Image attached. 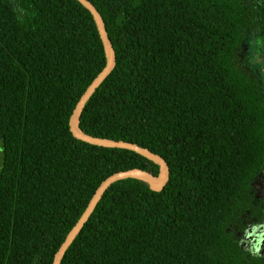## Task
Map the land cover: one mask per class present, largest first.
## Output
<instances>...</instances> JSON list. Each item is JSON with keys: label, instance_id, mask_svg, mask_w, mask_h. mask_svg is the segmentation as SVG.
Here are the masks:
<instances>
[{"label": "trees", "instance_id": "obj_1", "mask_svg": "<svg viewBox=\"0 0 264 264\" xmlns=\"http://www.w3.org/2000/svg\"><path fill=\"white\" fill-rule=\"evenodd\" d=\"M116 65L87 101L88 134L135 142L169 165L163 189L104 192L60 264H264L236 233L259 208L264 75L243 55L264 0H90ZM107 61L80 0H0V264H53L109 175L161 166L81 140L72 112Z\"/></svg>", "mask_w": 264, "mask_h": 264}, {"label": "water", "instance_id": "obj_2", "mask_svg": "<svg viewBox=\"0 0 264 264\" xmlns=\"http://www.w3.org/2000/svg\"><path fill=\"white\" fill-rule=\"evenodd\" d=\"M80 1L91 11L94 17L100 36L106 48L107 61L103 69L93 79V81L89 84L85 92L78 100L69 121L71 132L75 137L92 144L110 146V147H120V148H127L134 150L139 154H142L154 160L155 162L159 163L161 166V171L158 175H155L146 169L131 168L127 170L117 171L109 175L107 178H105L101 182L97 190L95 191L86 209L83 211L82 215L80 216L76 224L72 227V229L69 231L65 240L63 241V243L60 245L59 249L55 253L53 264H60V260L63 254L68 249V247L74 242V240L76 239L82 228L84 227L85 223L87 222L93 211L95 210L104 192L112 183L120 179L131 177V178H138L147 181L154 190H161L163 189V187L165 186V184L169 179V165L160 154L155 153L149 148L141 146L135 142L93 136L83 131V129L80 127L79 125L80 115L87 101L91 98L92 94L107 78V76L111 73V71L116 65L115 49L113 47L112 41L105 26V21L101 13L90 0H80Z\"/></svg>", "mask_w": 264, "mask_h": 264}, {"label": "rangeland", "instance_id": "obj_3", "mask_svg": "<svg viewBox=\"0 0 264 264\" xmlns=\"http://www.w3.org/2000/svg\"><path fill=\"white\" fill-rule=\"evenodd\" d=\"M240 52L253 64H258L264 75V33L246 35ZM250 185L259 208L250 214L245 228L238 230L236 236L245 253L264 259V170Z\"/></svg>", "mask_w": 264, "mask_h": 264}]
</instances>
